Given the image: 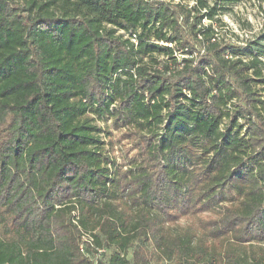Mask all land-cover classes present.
<instances>
[{"label":"trees","instance_id":"16d2710c","mask_svg":"<svg viewBox=\"0 0 264 264\" xmlns=\"http://www.w3.org/2000/svg\"><path fill=\"white\" fill-rule=\"evenodd\" d=\"M241 1L0 0V264H92L83 234L106 264H264V28L212 26Z\"/></svg>","mask_w":264,"mask_h":264},{"label":"rangeland","instance_id":"374dc122","mask_svg":"<svg viewBox=\"0 0 264 264\" xmlns=\"http://www.w3.org/2000/svg\"><path fill=\"white\" fill-rule=\"evenodd\" d=\"M165 1L180 2L188 5L192 4V0ZM217 18L219 22H213L212 24L213 28L217 31V35L240 45L242 48H245L248 42L253 41L264 28V19L261 14L260 4L255 0H242L230 6L228 11L221 12ZM203 24H209V22L203 21ZM98 126L106 128L111 133L110 139L114 144V156L117 157L118 163L123 162L122 158L131 156L135 152L132 150V142L123 136L124 131L115 129L112 121L100 122ZM104 140H109V138L106 137ZM206 215L186 217L181 219L180 222L182 225L185 222H196L198 218L206 217Z\"/></svg>","mask_w":264,"mask_h":264},{"label":"built area","instance_id":"2783aa9c","mask_svg":"<svg viewBox=\"0 0 264 264\" xmlns=\"http://www.w3.org/2000/svg\"><path fill=\"white\" fill-rule=\"evenodd\" d=\"M76 223V222H75ZM81 241L78 244L79 252L92 264H106L107 260L105 257V250L99 247H96L93 239L87 235L83 234L80 237ZM165 264V263H164Z\"/></svg>","mask_w":264,"mask_h":264}]
</instances>
